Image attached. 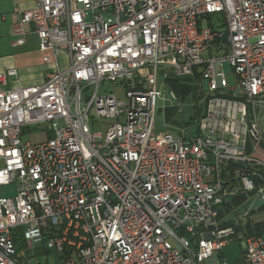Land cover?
Wrapping results in <instances>:
<instances>
[{"label": "built area", "instance_id": "2783aa9c", "mask_svg": "<svg viewBox=\"0 0 264 264\" xmlns=\"http://www.w3.org/2000/svg\"><path fill=\"white\" fill-rule=\"evenodd\" d=\"M16 13L14 43L31 26L55 66L15 89L17 70L0 72V186H17L0 195V264L43 251L55 264H229L214 254L235 241L264 264V220L247 235L219 217L239 190L264 197V0H34ZM196 70L195 135H158L166 79Z\"/></svg>", "mask_w": 264, "mask_h": 264}, {"label": "rangeland", "instance_id": "374dc122", "mask_svg": "<svg viewBox=\"0 0 264 264\" xmlns=\"http://www.w3.org/2000/svg\"><path fill=\"white\" fill-rule=\"evenodd\" d=\"M218 15H215L213 19L215 20L216 24ZM60 65L62 68H65L68 66V57L65 52H61L58 56ZM225 68L227 72H231L232 68L231 66L226 63ZM163 79V77H162ZM231 81L233 80L232 76L230 77ZM162 80H159V84H161ZM165 81H163L164 83ZM164 85H166L164 83ZM104 88L107 91L113 90L114 93L117 95V97L121 100H124L126 97L125 89L122 85L112 83V82H105ZM191 98L188 97L186 100L181 102L179 104L177 112L172 116L171 118V125L167 121V113L166 108L169 106H172L176 103H174L172 100H170L166 94L165 88L163 89V97H161L158 100V107H157V113H156V129L157 134L160 135V133L167 130L169 126H171V129L176 133V135L179 133L180 135L184 136H190L195 135L197 125L191 126V127H182L180 123L182 121H187L192 113L191 109ZM184 128L183 134L180 132L181 129ZM178 135V136H180ZM24 139H28L32 142H39L46 139V135L44 133H34L31 135L24 136ZM16 184H10V185H4L0 186V195H13L16 194ZM261 198V195L258 193H254L252 196L251 201H255ZM249 210L248 203L246 205H240L236 207L229 215L225 217V219H240V220H247L251 219L254 222L257 221H263L264 220V209H254L251 210L250 215L248 217H245L246 212ZM171 242L176 245V241L174 239H170ZM225 256L224 258L227 260L229 264H244V248L242 244L239 241H235L234 243L229 244L224 249ZM217 253L214 254V259L217 258ZM58 260V256L54 253H44L38 252L36 253L32 259L31 264H55ZM203 264H208L207 262H204Z\"/></svg>", "mask_w": 264, "mask_h": 264}, {"label": "crops", "instance_id": "0c3cea01", "mask_svg": "<svg viewBox=\"0 0 264 264\" xmlns=\"http://www.w3.org/2000/svg\"><path fill=\"white\" fill-rule=\"evenodd\" d=\"M33 6L34 0H0V15L8 14L7 18L0 22V72L9 68H14L18 72L17 76L8 78L7 88L42 84L47 71L55 66L53 62L43 60L39 38L31 26H27L25 44L14 43L13 24L18 19L16 9L27 10ZM224 249L217 254V258L225 256ZM212 262L213 260H209L207 263ZM244 264L249 263L244 259Z\"/></svg>", "mask_w": 264, "mask_h": 264}, {"label": "trees", "instance_id": "16d2710c", "mask_svg": "<svg viewBox=\"0 0 264 264\" xmlns=\"http://www.w3.org/2000/svg\"><path fill=\"white\" fill-rule=\"evenodd\" d=\"M210 19H212L210 17ZM224 24V23H223ZM166 86L171 89V91L175 94L177 103L166 108L167 113V121L171 125V118L177 112L179 104L186 100V98H191V109L192 113L187 121H182L180 125L182 127H191L194 125H198L200 118L204 115L205 107L207 99H205L204 93L202 92L203 83L200 77V71L196 70V75L189 77H168L166 79ZM167 130H172L171 126L168 127ZM181 132V131H180ZM182 133V132H181ZM183 134V133H182ZM179 135V133H178ZM235 164H231L230 168L233 169ZM231 179L234 177L231 174ZM233 188V186H231ZM253 194H247L242 191H238L237 194L232 196L230 199H227L223 203V207L220 210L219 217L223 221L224 226H235V228L244 232L247 235L254 234H262V222L257 221L254 222L251 219L247 220H236V219H225L227 215H229L236 207L245 204ZM260 209H264V205L260 207ZM19 229L14 231V238L17 244V248L19 251H22L26 248V242L19 234ZM44 250V249H43ZM46 251V250H45ZM49 253V252H47Z\"/></svg>", "mask_w": 264, "mask_h": 264}, {"label": "water", "instance_id": "95a60500", "mask_svg": "<svg viewBox=\"0 0 264 264\" xmlns=\"http://www.w3.org/2000/svg\"><path fill=\"white\" fill-rule=\"evenodd\" d=\"M166 94L170 100H172L174 103H177V100L174 98V95L169 87H166ZM263 205H264V197L248 203V207H250L251 210L260 208Z\"/></svg>", "mask_w": 264, "mask_h": 264}]
</instances>
